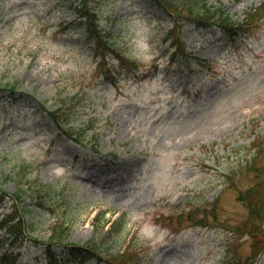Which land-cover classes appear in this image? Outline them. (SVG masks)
Here are the masks:
<instances>
[{
	"label": "rangeland",
	"instance_id": "374dc122",
	"mask_svg": "<svg viewBox=\"0 0 264 264\" xmlns=\"http://www.w3.org/2000/svg\"><path fill=\"white\" fill-rule=\"evenodd\" d=\"M81 3L0 0V219L18 205L26 224L1 249L15 264H47L48 236L65 222L68 240L98 253L84 264L249 256L258 238L243 199L264 181V11L234 40L153 0H87L102 7V40H113L104 57ZM208 3L243 21L264 0ZM23 165L28 183L16 203L5 175ZM38 180L53 187L38 192ZM122 213L125 222L112 223ZM51 253L81 264L62 246ZM257 258L264 264V252Z\"/></svg>",
	"mask_w": 264,
	"mask_h": 264
},
{
	"label": "trees",
	"instance_id": "16d2710c",
	"mask_svg": "<svg viewBox=\"0 0 264 264\" xmlns=\"http://www.w3.org/2000/svg\"><path fill=\"white\" fill-rule=\"evenodd\" d=\"M156 4L160 5L165 11L170 14L188 17L189 20H192L196 23L202 24H218L228 36L232 39L246 32L244 26L247 23H240L233 20L232 15L225 9L224 6H215L208 3V0H153ZM264 5H261L256 13H259L263 9ZM101 6L100 4L95 7H90L87 3V0H83L78 9V16L81 20H84L86 23V31L88 37L94 39L95 42L99 45L100 48L102 45L106 48L105 52H102L104 57L107 55V49H111L113 40L104 39L100 29V19H101ZM255 13H248V21ZM112 36V35H111ZM112 50V49H111ZM124 60V59H122ZM10 91H17V84H7L5 85ZM49 113L56 121L57 125L68 134L71 138H74L76 141H79L80 144H84V140L76 137L75 133L69 130V127L62 120L59 119L56 109L50 110ZM84 139V138H83ZM28 174L29 171L24 169V165L20 166L15 175H5L6 178H12L16 184V192L13 194V198L16 200V203L20 202L21 194L24 189V185L28 183ZM37 187H39L38 192L50 190L53 187V183H44L42 180L37 181ZM38 194V193H37ZM41 194V193H40ZM39 196H43L42 194ZM39 196H33V200H38ZM243 198V197H242ZM247 200L249 214L248 218L245 221V224H251V231H254V235L258 238L252 247V253L244 258L236 257L233 255L230 264H251L254 258L264 250V232L262 227L264 224V181H259L247 190L243 200ZM35 206L30 205L28 208ZM27 208V209H28ZM26 209V210H27ZM14 211L6 214L2 219H0V232L3 231V238L0 241H3L5 236L13 239L15 242L23 234L24 228L26 227L25 220L23 215H18V211L21 209L18 205H14ZM120 218V220H122ZM252 219H260V223L256 228V224ZM123 221V220H122ZM121 221V222H122ZM203 219L200 221L202 222ZM244 224V225H245ZM262 236V237H261ZM261 238V241L259 240ZM69 239V227L65 222L56 223L53 226L52 232L48 237L47 248L49 253V264H58L55 254L51 253L53 245H63V249L74 257L84 263L85 260L89 257L98 256L97 251L90 247L89 245H80L74 242H71ZM260 244V247L258 245ZM257 246V248H256ZM115 257L112 255L111 258ZM16 257L9 253L8 250H0V264H14ZM116 264V263H112Z\"/></svg>",
	"mask_w": 264,
	"mask_h": 264
}]
</instances>
